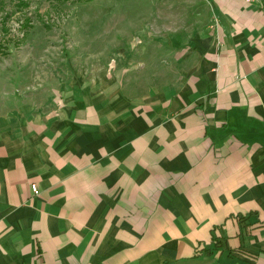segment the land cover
<instances>
[{
    "label": "crops",
    "instance_id": "crops-1",
    "mask_svg": "<svg viewBox=\"0 0 264 264\" xmlns=\"http://www.w3.org/2000/svg\"><path fill=\"white\" fill-rule=\"evenodd\" d=\"M202 1L129 67L1 75L0 264H264V0Z\"/></svg>",
    "mask_w": 264,
    "mask_h": 264
},
{
    "label": "rangeland",
    "instance_id": "rangeland-1",
    "mask_svg": "<svg viewBox=\"0 0 264 264\" xmlns=\"http://www.w3.org/2000/svg\"><path fill=\"white\" fill-rule=\"evenodd\" d=\"M202 2L0 0V84L1 75L14 76L13 70L25 71L26 83L20 86L29 87L39 74H88L112 68L115 59L129 67L141 38L177 33L203 21Z\"/></svg>",
    "mask_w": 264,
    "mask_h": 264
},
{
    "label": "built area",
    "instance_id": "built-area-1",
    "mask_svg": "<svg viewBox=\"0 0 264 264\" xmlns=\"http://www.w3.org/2000/svg\"><path fill=\"white\" fill-rule=\"evenodd\" d=\"M248 1H250V0H248ZM31 189H32L33 192H36V187H35L34 184H31Z\"/></svg>",
    "mask_w": 264,
    "mask_h": 264
}]
</instances>
